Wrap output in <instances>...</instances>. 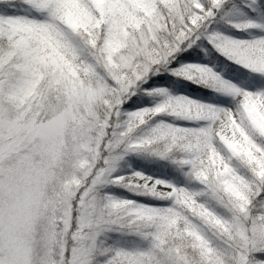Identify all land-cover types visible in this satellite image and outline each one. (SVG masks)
Segmentation results:
<instances>
[{"label": "snow or ice", "instance_id": "1", "mask_svg": "<svg viewBox=\"0 0 264 264\" xmlns=\"http://www.w3.org/2000/svg\"><path fill=\"white\" fill-rule=\"evenodd\" d=\"M261 16L0 0V264H264Z\"/></svg>", "mask_w": 264, "mask_h": 264}, {"label": "trees", "instance_id": "2", "mask_svg": "<svg viewBox=\"0 0 264 264\" xmlns=\"http://www.w3.org/2000/svg\"><path fill=\"white\" fill-rule=\"evenodd\" d=\"M173 91L176 93H182L183 95H191L193 99H203L208 103L215 102L214 93L206 88H198L195 84H190L187 81L182 82V84L178 88H174Z\"/></svg>", "mask_w": 264, "mask_h": 264}, {"label": "rangeland", "instance_id": "3", "mask_svg": "<svg viewBox=\"0 0 264 264\" xmlns=\"http://www.w3.org/2000/svg\"><path fill=\"white\" fill-rule=\"evenodd\" d=\"M260 18H261V19H264V16H261ZM240 35H244V36H245V34H240Z\"/></svg>", "mask_w": 264, "mask_h": 264}]
</instances>
